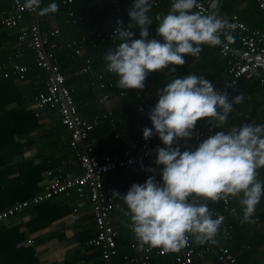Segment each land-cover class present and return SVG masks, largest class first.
Masks as SVG:
<instances>
[{
	"label": "crops",
	"instance_id": "1",
	"mask_svg": "<svg viewBox=\"0 0 264 264\" xmlns=\"http://www.w3.org/2000/svg\"><path fill=\"white\" fill-rule=\"evenodd\" d=\"M171 2H160L157 8L150 10L153 24L148 26L149 38L156 36L157 14L167 13ZM48 3L50 0H43L44 7ZM57 3L59 9L54 13H46L43 20L24 14L20 27L38 24L41 30L58 28L61 31L60 40L72 42L79 41L91 30L107 29L113 19L112 0H74L72 9L82 17L80 22L74 24L68 18L67 8L61 4V0H57ZM220 3L224 16L237 14L248 27L264 31V13L254 0H220ZM131 5L132 0H124V11ZM10 11V1L0 0V61L18 54L16 43L20 27L10 30L3 23V12ZM129 22L128 18L124 25L127 26ZM134 32L133 38H139L138 27L134 28ZM119 42L117 39L113 46L103 44L96 48L85 43L82 46L83 53L77 59L59 56L66 85L72 92L82 118L100 115L104 108L96 103L91 89V76L79 71L81 63L89 59L96 71L104 74L107 80H117L115 73L106 70L104 56ZM22 49L24 56L17 61L29 68L25 78L0 71V211L16 202L34 198L53 175L80 173L59 112L48 107L37 109L34 105L36 94L45 89V73L33 66L32 48L25 44ZM185 56V64L169 65L150 72L146 77L144 88L139 89L143 103L148 106L146 114L138 111L141 102L132 93L122 95L114 92L108 109L113 112L115 124L112 126L108 122L106 125H111L109 127L115 135L110 137L109 132L101 128L92 130L87 139L94 146L96 157L120 152L142 136L144 127L152 126L148 113L158 99L159 90L173 78L194 73L212 81L216 88L228 80L226 62L215 46L203 47L198 56ZM250 87V84H241L230 91V99L236 94H242L244 99L234 105L222 129L216 130L228 131L242 122L264 123V99L255 96L261 92V88L251 93ZM203 119L210 122L205 131L211 134L214 129H211L210 118ZM176 143L183 148L196 141L192 136L177 140ZM154 160L155 152L136 168L107 174L104 183L106 193L112 195L113 190L125 193L132 183H142L149 175H155L159 180L160 166ZM257 171V179L264 181V166ZM197 202L206 201L197 197ZM118 203L111 213V223L119 232L116 239L118 253L120 257L122 254L135 256V238L129 232L131 221L126 214L127 206L122 200H118ZM93 211L94 207L88 200L79 201L75 193L71 192L68 196L57 195L31 205L24 212L8 217L0 222V264H103L99 249L88 244L96 233ZM255 216L259 218L257 223L237 227L233 241L223 242L225 245L228 243L229 249L238 254V264H264V197L257 205ZM151 264H169V260L153 255ZM192 264L218 263L203 255Z\"/></svg>",
	"mask_w": 264,
	"mask_h": 264
},
{
	"label": "clouds",
	"instance_id": "2",
	"mask_svg": "<svg viewBox=\"0 0 264 264\" xmlns=\"http://www.w3.org/2000/svg\"><path fill=\"white\" fill-rule=\"evenodd\" d=\"M42 2L24 0V7L39 14L59 9L57 0L41 8ZM152 4L132 0L130 22L125 27L118 19L113 30L120 42L106 52L105 67L116 74L121 89H143L150 72L183 65L185 54L198 56L202 45L222 44V36L234 39L228 30L236 25L219 14L220 0H207V12L199 10L202 0H172L167 13L157 14L156 36L149 38ZM136 27L139 38H133ZM243 99L242 94L230 99L226 90L194 73L177 76L159 90L148 113L152 126L144 127L142 135L147 139L155 133L162 141L163 146L154 149L160 179L149 175L125 193L113 190L111 196L127 206L128 226L139 240L176 251L190 235L198 243H216L224 217H214L197 197L216 201L228 194L239 196L243 219L251 221L264 197V181L257 179V170L264 166V123L242 122L228 131L216 130ZM204 117L210 118L211 134L187 147L176 143L192 137L196 122Z\"/></svg>",
	"mask_w": 264,
	"mask_h": 264
},
{
	"label": "built area",
	"instance_id": "3",
	"mask_svg": "<svg viewBox=\"0 0 264 264\" xmlns=\"http://www.w3.org/2000/svg\"><path fill=\"white\" fill-rule=\"evenodd\" d=\"M11 11L3 12V23L7 29H17L21 26L24 14L34 16L37 19H44L45 14L31 11L24 7V0H9ZM172 0H153L152 8L160 2ZM259 9L264 13V0H254ZM204 7L199 9L202 12L208 11L207 0H202ZM61 4L67 8V16L71 22L77 23L82 17L77 14L72 5L74 0H61ZM44 7L43 2L40 6ZM219 14L222 13L221 3L219 4ZM151 8V9H152ZM124 0H112L111 14L112 22L107 29L91 30L79 41L62 42L60 40L61 31L58 28H48L41 30L38 24L29 27H20V33L16 45L19 47L16 56H10L0 61V71L5 74H16L20 79H24L29 71L27 65L19 63L17 60L23 58L22 46L29 45L33 52V66L40 68L45 73V89L34 97V105L37 109H56L61 118V123L69 134L68 144L73 150L76 162L80 168L79 174H68L66 176L53 175L47 182L43 190L31 200L16 202L12 206L0 211V222L8 217L24 212L31 205L38 204L44 200L51 199L57 195L68 196L75 193L79 201L88 200L94 207V220L96 233L88 242L89 245L99 249V257L103 264H151L153 255L171 256L169 264H192L199 257L215 258L221 264H236L238 254L232 252L222 241H217L213 245L205 242L195 245V240L190 235L189 242L180 250H170L163 246H151L139 240L129 227V232L134 236L133 244L135 256L118 253L117 236L118 230L111 223V213L118 207L117 199L106 193L104 183L106 175L119 169H133L147 160L157 145L163 146L159 137L153 133L149 138L143 135L130 142L120 152L106 155L102 158L94 154V146L87 142L89 133L104 122H109L114 126L113 112L108 109L109 100L114 92L127 95L132 93L136 99L142 98V93L138 89H121L112 80H107L104 74L98 73L89 59H85L80 66L82 74L91 76V86L97 89V101L104 108L100 115L90 119L82 118L74 103L71 90L66 85V76L59 65V56L64 55L70 59L80 58L83 53V44L87 43L96 48L99 44L113 46L117 41V35L113 30L118 27L117 20L123 21ZM150 9V10H151ZM227 17L236 27L229 29L234 37L228 41L222 36V44L215 45L219 55L226 62V72L228 80L218 89L226 90L229 94L242 79L254 80L261 88V92L256 94L257 98L264 99V31L248 27L237 14ZM130 19V17H129ZM126 27V26H125ZM207 44L202 45L207 47ZM112 73V72H110ZM113 74V73H112ZM158 98V97H157ZM138 111L146 114L148 106L141 102ZM210 122L199 118L193 130V139L197 142L203 139ZM221 204L222 212L213 209L214 217L222 215L224 217L221 224L224 240L231 242L234 239L237 227L246 224H255L259 221L257 216L251 221L243 219V206L239 203V196L225 195L216 200ZM248 249V246H245ZM119 256V257H118ZM91 264V263H90Z\"/></svg>",
	"mask_w": 264,
	"mask_h": 264
},
{
	"label": "trees",
	"instance_id": "4",
	"mask_svg": "<svg viewBox=\"0 0 264 264\" xmlns=\"http://www.w3.org/2000/svg\"><path fill=\"white\" fill-rule=\"evenodd\" d=\"M169 4H171V3H169ZM158 7V6H157ZM157 7H155V8H157ZM125 9H123V11H124ZM128 11V10H127ZM127 11H124V13H123V21H125V23L128 21V18H129V16H128V14H127ZM113 17V16H112ZM127 24V23H126ZM109 27V26H108ZM100 46L101 45H103V44H99ZM64 56V55H63ZM113 82H115L116 83V81L117 80H113V79H111ZM243 85V86H246V84H250V90H249V92H256V91H258L259 89H260V87H259V85H258V83L256 82V81H254V80H247V79H242V80H240V82H239V84L238 85ZM237 85V86H238ZM91 89H92V91H93V94H94V97L96 98V103L98 104V106H101L102 107V105H100L99 103H98V101H97V89H94V87L92 88L91 87ZM73 96V95H72ZM74 99V98H73ZM139 102H143V100L142 99H139ZM75 103V102H74ZM77 106V105H76ZM102 113V112H101ZM100 113V114H101ZM103 124H105V125H103ZM106 124H109L108 122H104V123H102V124H100L99 126H97V127H95L94 129H93V131L94 130H99V129H101V128H105L108 132H109V135H110V137H112V136H114L115 134L114 133H112V130L110 129V127L109 126H111V125H106ZM103 127H102V126ZM100 127V128H99ZM92 132V131H91ZM90 132V133H91ZM210 134V133H209ZM209 134H205V137L207 136V135H209ZM204 137V138H205ZM88 139H89V137H88ZM127 146V145H126ZM125 146V147H126ZM150 158V157H149ZM148 158V159H149ZM147 159V160H148ZM147 162V161H146ZM120 170V169H119ZM117 171V170H116ZM113 172H115V171H113ZM111 173V172H110ZM109 174V173H108ZM206 203L208 204V207H209V209H213L214 211H216V212H222V208H221V204H219L218 202H214V201H212V200H206ZM222 227H223V225L222 226H220V230H219V232L217 233V236H216V241H222V242H227L226 240H224V234L222 233ZM207 243H209V244H211V245H213L214 243H211V242H207ZM199 243L198 242H195V245H198ZM227 245H228V243H227ZM234 252V251H233ZM157 256V255H156ZM159 257H167V259L169 260L170 259V257L171 256H160V255H158ZM207 256V255H206ZM214 259V261H216L218 264H221L220 262H218L217 260H215V258H213ZM236 264H238V261H237V263Z\"/></svg>",
	"mask_w": 264,
	"mask_h": 264
}]
</instances>
